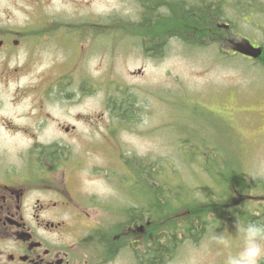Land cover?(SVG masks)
Returning <instances> with one entry per match:
<instances>
[{
	"label": "flooded vegetation",
	"instance_id": "af4514ba",
	"mask_svg": "<svg viewBox=\"0 0 264 264\" xmlns=\"http://www.w3.org/2000/svg\"><path fill=\"white\" fill-rule=\"evenodd\" d=\"M55 1L65 3L0 0V264H115V257L123 252L139 264H152L157 251L160 260L154 264H169L184 255L181 248H194L204 242L209 227L214 228L211 233L225 237V227L208 224L210 216L234 222L243 216L242 206L247 201L251 219L264 218V196L252 190L247 194L233 192L227 197L221 191L208 195L202 208L188 204L184 209H163L160 194L154 197L145 192L146 184L159 188L158 163L154 162L150 173L144 161H129L119 140L125 126L114 124L115 119L127 116L118 112L120 106L131 98L136 102L135 88L112 71L103 74L105 80L111 81L108 86L104 79L97 80L81 48L86 44L89 51H96L99 33L91 29L96 17L80 22V17L51 13L48 8ZM137 1L140 16L136 24L140 29L130 35L108 33L115 40L114 50L120 41L126 42V48L127 41H134L142 53H150L153 45H160L158 35L144 33V14L150 9L157 11L151 24L172 21L166 16L169 12L163 11H168L171 4L181 11L177 18L173 17L175 23L206 26L205 33L198 29L181 33L194 34L199 42L212 36L223 43L225 29L231 30L232 25L221 17L224 0ZM33 7L37 12L30 11ZM15 10L21 15H15ZM120 21V31L134 24L128 19ZM231 35L228 41L233 43ZM175 37L177 33L169 31L163 39L167 42ZM152 39L153 44L145 43ZM53 46H58L60 55L45 69L35 67L37 56L41 58L45 48ZM135 74L141 77L143 71ZM101 91L106 94L105 113L79 110L81 104L93 101ZM102 121L106 123L103 130ZM44 136L48 138L44 140ZM3 138L27 144H6ZM92 152L99 160H84L90 159ZM106 155L108 161L103 160ZM81 169L87 177L113 185L118 192L115 196L111 190L106 194L75 192V177ZM250 202L258 205L254 211ZM224 203L231 204L227 205L231 208L223 211ZM209 205L217 207L215 214L209 213ZM227 228L237 231V225ZM209 253L214 254V249L207 256ZM121 263L127 264V260L121 259Z\"/></svg>",
	"mask_w": 264,
	"mask_h": 264
},
{
	"label": "rangeland",
	"instance_id": "374dc122",
	"mask_svg": "<svg viewBox=\"0 0 264 264\" xmlns=\"http://www.w3.org/2000/svg\"><path fill=\"white\" fill-rule=\"evenodd\" d=\"M137 2L65 0L63 4L55 1V5L48 8L49 12H58L66 18L80 17V22H88L89 16L96 17L95 25L91 28L99 33L96 36V51H89L90 46L86 44L81 47L87 57V66L99 82L103 81L104 72L112 71L114 76H122L124 81L127 79V82L134 86L137 100H131L135 115L114 121V124L125 126L124 132L119 134V140L128 160H137L139 163L144 161L150 173L156 161L160 182L165 184L161 186V191H168L170 183L176 184V190L181 196L193 200L195 206L192 208L207 204L204 202L206 197L218 193L219 190L221 192L225 189L224 186L230 189V195L233 192L243 194L244 191L248 193L252 190L256 195L264 196V59L251 60L244 55L233 54L236 47L242 48V45H238L242 44V38L251 40L256 47L264 41L262 3L248 4L247 0H224L221 17L225 23L232 26L231 30L225 29L223 43L217 42L212 36L199 42L194 34H181L187 30V26L181 29L172 27L170 31L176 32L177 37L165 42L161 52L152 56L147 51L142 53L135 47L137 44L129 38H126L130 40L127 41V48L126 42L120 41L114 50L112 44L115 40L108 34L123 32L130 35L140 29L136 24L140 16ZM212 2L213 0H209V3ZM30 11L37 12L36 7ZM15 15H21L19 10H15ZM123 19H128V22L134 24L126 26L125 31H120L119 22ZM111 22L112 25H109ZM178 25L181 27L183 24ZM229 33L232 34L230 39L233 43L228 41ZM145 43L150 42L146 40ZM57 49L58 46L45 48L41 53L42 59L37 56L39 62L35 67L45 69L50 65L55 56L61 53H58ZM24 57L25 54L23 59H26ZM139 70L143 71L141 77L135 74ZM109 82L111 81L104 79L107 86ZM105 96L104 91L98 92L93 101L81 104L79 110H96L99 115L105 113ZM3 111L8 113L7 110ZM105 124L104 121L100 122L102 130ZM46 138L48 137H43L44 140ZM4 142L27 144L23 140ZM91 156L90 159L84 160H99V156L94 152ZM230 159L234 176H239L240 168H243V177L238 180L242 182L247 179L246 185L240 187L231 184L232 181L222 175V166ZM103 160L108 161V156ZM218 162L219 169L216 165ZM75 178V192L89 190L106 194L112 191L114 196L118 192L113 185L111 187L107 183L87 177L83 169ZM146 186L150 188L149 185ZM225 195L227 197V193ZM181 200L184 201L183 198ZM250 203L254 211L258 205ZM175 205L174 201L172 208ZM242 207L245 208L243 216L234 222L223 221L220 216L209 217L208 224L226 228L224 235L230 241L229 248L222 245L219 248L217 243L210 244L216 237V234L211 233L214 229L211 226L205 234L204 242L193 246L194 248H181L184 255H178L169 264H223L229 252H237L242 244L239 233L230 231L228 225L245 227L249 223L259 224L258 222L262 221H253L248 215L247 201ZM216 208L210 210L207 207L210 214H215ZM211 248L214 249V254L209 253L207 256ZM219 251L221 252L218 253ZM127 253L119 255L120 259L115 257V264H123L121 259L127 260V264H139L136 258ZM128 259L132 262H128Z\"/></svg>",
	"mask_w": 264,
	"mask_h": 264
},
{
	"label": "trees",
	"instance_id": "16d2710c",
	"mask_svg": "<svg viewBox=\"0 0 264 264\" xmlns=\"http://www.w3.org/2000/svg\"><path fill=\"white\" fill-rule=\"evenodd\" d=\"M247 2H248V4H249V2L251 3V2H255L256 4L258 3V4H260L259 2H261L262 3V9H264V0H247ZM170 11L172 12V13H170ZM177 11L178 10H175V13H174V5H170V9L168 10V12H169V14L170 15H166V16H168L167 18L169 19V18H171V20L172 21H169V22H160L159 24L157 23V24H151L152 22H151V18H155V17H157V11H155V10H153V9H150V11H148L146 14H144V18H146V19H144V29H143V31H144V33H151V35H158L159 36V38H160V41H161V44L160 45H153L152 47H151V51H150V53H151V55L153 56H155V55H157L158 53H160L161 52V47L163 48V44L165 43V40L163 39V37H164V35L165 34H168L169 33V31H170V29L172 28V27H174V28H177L179 25V23L178 22H174V20H173V17L175 18H177L178 17V13H177ZM255 11H256V9H255ZM261 17H263L264 18V11H263V13H262V16ZM176 20V19H175ZM157 26V27H156ZM185 26H187V29L188 30H186L187 32H194V31H197V29L199 30V32H203V33H205V28H206V26L205 25H201V24H191V25H185V24H183L181 27H185ZM204 30V31H203ZM208 32H210L209 30H208ZM153 42H154V40L152 39V40H150V43L151 44H153ZM241 42H242V40H241ZM261 46H262V49H263V55H262V57L261 58H263L264 59V41L261 43ZM149 53V54H150ZM132 108H133V104H132V101H128V102H124V104H122L121 106H120V109H118V112L121 114V112H122V114H123V117L124 116H132ZM125 113H126V115H125ZM146 164V163H145ZM216 165H218L217 166V168L219 169V162L218 163H216ZM223 168H224V170H223V173H222V175L224 176V177H227L228 178V180H231L232 182H231V184H236V185H238V186H240V187H242V186H244V185H246V182L248 181L247 179H243L242 180V182H240L238 179H241L243 176H242V171H243V168H240V174H239V176H234L233 175V171H232V165H231V159L230 160H226L225 161V163H224V165L222 166ZM226 178V179H227ZM161 181V180H160ZM159 181V184L160 185H158V187L159 188H157V189H153L151 186H150V189H148L149 187H147L146 185H145V188L147 189V190H145V192H147V193H151L154 197H156V195H158V194H160L161 195V197H162V200H160V205H161V208H172V207H169L168 205H166L165 203L167 202V204H172V203H174V201H175V203H176V205L174 206V207H176V209H184V208H187L188 207V204H189V206H195V205H191L190 204V200H187V196L186 197H183V196H181V194L179 193V191H177L176 190V187H175V185H172L171 183L168 185V186H170L169 187V192L168 191H166V192H164V190H162L161 191V186H164L165 184L163 183V182H160ZM220 185H217V187H219ZM250 186V185H249ZM223 186H221V188H222ZM225 187V189L224 190H222V192H221V194L223 193V194H226L227 193V195L228 194H230V189L228 188V187H226V186H224ZM158 189H160V190H158ZM168 189V188H167ZM159 191V192H158ZM220 192V191H219ZM245 193H243V194H247V191H244ZM249 192V191H248ZM170 197V198H169ZM181 198H183V200L184 201H182L181 200ZM183 202H185V203H183ZM193 202V201H192ZM231 202V201H230ZM225 205H224V207H223V211L227 208V209H229V208H231V207H228L229 205H231V204H229V203H224ZM212 205V204H211ZM228 205V206H227ZM205 205H203L202 207H204ZM213 206V205H212ZM202 207H200V208H202ZM210 209L212 208L210 205L208 206ZM241 213H244V211H241ZM240 213V214H241ZM166 218H169L170 216H165ZM179 219H182L183 217L182 216H177ZM259 219H262V221H259L258 223L259 224H264V218H255V220H259ZM253 223V222H252ZM179 224V223H178ZM109 244H110V246H112L113 247V249H114V246H115V243L114 242H109ZM156 254H157V257H156V260L157 261H159L160 259V254H159V251H157L156 252ZM156 260H154L153 261V263L152 264H154L155 262H156Z\"/></svg>",
	"mask_w": 264,
	"mask_h": 264
},
{
	"label": "clouds",
	"instance_id": "9594fccd",
	"mask_svg": "<svg viewBox=\"0 0 264 264\" xmlns=\"http://www.w3.org/2000/svg\"><path fill=\"white\" fill-rule=\"evenodd\" d=\"M242 244L240 249L224 258L223 264H262L264 262V224L237 225ZM217 244L230 247V241L222 235L214 237Z\"/></svg>",
	"mask_w": 264,
	"mask_h": 264
},
{
	"label": "water",
	"instance_id": "95a60500",
	"mask_svg": "<svg viewBox=\"0 0 264 264\" xmlns=\"http://www.w3.org/2000/svg\"><path fill=\"white\" fill-rule=\"evenodd\" d=\"M261 54V50H256V53H249L248 55L257 58Z\"/></svg>",
	"mask_w": 264,
	"mask_h": 264
}]
</instances>
